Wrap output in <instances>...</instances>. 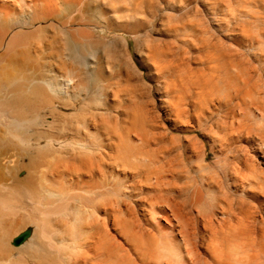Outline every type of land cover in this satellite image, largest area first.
<instances>
[{"label": "bare ground", "instance_id": "obj_1", "mask_svg": "<svg viewBox=\"0 0 264 264\" xmlns=\"http://www.w3.org/2000/svg\"><path fill=\"white\" fill-rule=\"evenodd\" d=\"M0 264H264V0H0Z\"/></svg>", "mask_w": 264, "mask_h": 264}]
</instances>
